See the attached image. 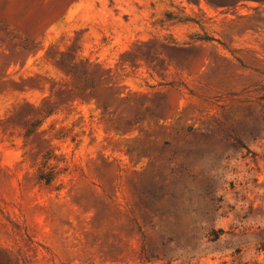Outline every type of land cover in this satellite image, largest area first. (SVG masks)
<instances>
[{
    "label": "rangeland",
    "instance_id": "1",
    "mask_svg": "<svg viewBox=\"0 0 264 264\" xmlns=\"http://www.w3.org/2000/svg\"><path fill=\"white\" fill-rule=\"evenodd\" d=\"M0 264H264V0H0Z\"/></svg>",
    "mask_w": 264,
    "mask_h": 264
}]
</instances>
